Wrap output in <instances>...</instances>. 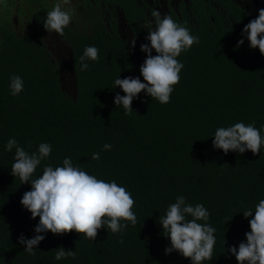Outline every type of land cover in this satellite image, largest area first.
Segmentation results:
<instances>
[{
  "label": "trees",
  "instance_id": "1",
  "mask_svg": "<svg viewBox=\"0 0 264 264\" xmlns=\"http://www.w3.org/2000/svg\"><path fill=\"white\" fill-rule=\"evenodd\" d=\"M257 16L175 18L200 42L177 57L184 67L170 102L161 104L142 91L132 101L131 115H124L122 105L116 107L115 95L124 93L119 87L113 89V84L116 78L129 76L144 82L140 73L144 62L135 58L116 28L111 32L95 22L94 28L85 31L64 29L73 51V78L61 72L38 32L19 35L3 29L0 264H191L177 251L165 254L171 243L163 235L160 216L166 215L178 196L193 206L203 204L210 213L207 223L216 229L213 258L202 264H238L227 250L246 242L251 217L245 218L242 212L254 213L264 199V145L257 155L251 151L225 154L214 148L213 140L218 128L238 122H255L264 137V55L242 35L244 26ZM147 35L140 28L135 31L140 44L148 42ZM241 39L244 43L237 47ZM86 46L97 47L100 59L86 60L89 70L81 71ZM142 53L146 59L147 53ZM12 75L24 81V90L17 96L10 94ZM62 79L73 85L71 93ZM10 137L29 153L37 152L40 143L52 146L34 179L45 166H63V160L71 157L73 165L88 174L124 187L135 201V226L122 221L128 226L121 234L105 225L93 241L75 231L41 233L45 239L30 255L18 238L21 234L33 238L39 217L33 219L20 203L31 184H22L11 174L15 148L5 150ZM106 143L112 145L108 151L103 148ZM97 152L100 159L93 160ZM60 246L75 250L76 258L56 260L55 249Z\"/></svg>",
  "mask_w": 264,
  "mask_h": 264
},
{
  "label": "clouds",
  "instance_id": "2",
  "mask_svg": "<svg viewBox=\"0 0 264 264\" xmlns=\"http://www.w3.org/2000/svg\"><path fill=\"white\" fill-rule=\"evenodd\" d=\"M69 4L70 0H58L52 10L47 12L44 28L48 32L55 31L63 36L64 29L69 26L76 11L66 7ZM152 16L155 26L148 31V42L140 45V50L147 53L140 66L144 82L139 77L129 76L123 79L118 77L113 84V89L119 87L124 93L123 96L117 93L114 99L116 107L123 106L124 115L132 114V101L142 91L161 104L169 103L173 86L179 83V74L184 67L177 57L200 42L198 36L192 35L188 27L178 24L170 15H162L159 10H153ZM242 35L246 36L251 48H258L261 55H264V8L259 9L257 18L244 26ZM128 43L134 48L135 36ZM243 43V39L239 40L237 47ZM153 50L156 55H152ZM89 59H100L97 47H85L84 54L80 57L81 71L89 70V65L85 63ZM10 89L12 96L19 95L24 90L23 79L12 75ZM262 145L264 137L255 127V122L248 125L238 122L230 127H220L215 131L213 140L214 148L223 150L225 154L229 151L240 154L251 151L253 155H257ZM111 147L107 143L103 146L105 151ZM13 148L15 162L11 166V174L18 176L22 184H31V190L23 194L20 203L31 213L33 219L39 217L34 237L28 239L21 234L18 238L30 255H35L34 249L45 239L41 233L65 235L75 231L85 234V238L93 241L98 230L105 225L113 233L123 234V229L128 225L122 221L131 222L133 226L137 223V216L132 210L135 201L131 193L115 181L97 179L79 166H74L71 157L63 160V166H45L43 174L34 179V172L41 161L49 157L52 146L40 143L37 152L29 153L14 137H10L5 150L11 152ZM92 159L99 160L100 154L93 153ZM242 213L245 218L251 217L250 231L245 233L246 242H240L238 249L233 246L227 251L235 256L238 264H264V199L255 206L254 213L251 209ZM209 217L210 213L203 204L193 206L183 196H178L175 203L168 206L166 215L160 216L163 235L171 243V247L165 249V254L177 251L190 259L191 264L212 260L216 229L207 223ZM119 242L123 244L122 239ZM76 255L75 250H65L63 246L55 249L56 260L69 257L75 259Z\"/></svg>",
  "mask_w": 264,
  "mask_h": 264
},
{
  "label": "flooded vegetation",
  "instance_id": "3",
  "mask_svg": "<svg viewBox=\"0 0 264 264\" xmlns=\"http://www.w3.org/2000/svg\"><path fill=\"white\" fill-rule=\"evenodd\" d=\"M57 2L58 0H0V36L1 31L7 28L19 35L38 32L61 72L73 78V51L69 35L64 33L61 36L44 28L47 12ZM66 7L76 10L69 24L71 29L85 31L94 28L95 22H98V27H105L108 31L113 32L116 28L119 35L129 42L137 29L148 32L154 28L153 10H159L162 15H170L173 20L183 18V15H189L190 19H194L195 15H209L212 20L215 16L233 19V15H258L259 9L264 8V0H70ZM51 35L55 38L52 43L48 37ZM140 45L136 41L135 47L131 46V51L136 59L144 62L145 55L140 50Z\"/></svg>",
  "mask_w": 264,
  "mask_h": 264
},
{
  "label": "rangeland",
  "instance_id": "4",
  "mask_svg": "<svg viewBox=\"0 0 264 264\" xmlns=\"http://www.w3.org/2000/svg\"><path fill=\"white\" fill-rule=\"evenodd\" d=\"M49 38H50V42L52 43V42H54V40H55V38L51 35V36H48ZM66 76V75H65ZM62 80H64V79H62ZM70 81H63V84H64V86H65V89H68V91H70V93H71V90L73 89V85L71 84V82L69 83Z\"/></svg>",
  "mask_w": 264,
  "mask_h": 264
}]
</instances>
